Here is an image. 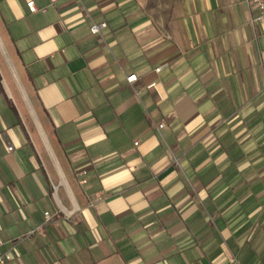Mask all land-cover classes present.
Wrapping results in <instances>:
<instances>
[{"label":"crops","instance_id":"crops-1","mask_svg":"<svg viewBox=\"0 0 264 264\" xmlns=\"http://www.w3.org/2000/svg\"><path fill=\"white\" fill-rule=\"evenodd\" d=\"M255 13L249 0H0L7 264H264Z\"/></svg>","mask_w":264,"mask_h":264},{"label":"built area","instance_id":"built-area-1","mask_svg":"<svg viewBox=\"0 0 264 264\" xmlns=\"http://www.w3.org/2000/svg\"><path fill=\"white\" fill-rule=\"evenodd\" d=\"M249 2L254 6L256 9V13L252 18V22L254 23H261L264 22V0H249ZM27 9L29 12L33 13L36 11V7L33 1H29L26 3ZM105 27V23H94L92 22L89 30L91 34H99L100 30ZM136 75L130 74L126 76V81L131 84L136 81ZM154 84H150L149 87H153ZM161 127V125H159ZM44 215L47 217L48 213L45 212ZM11 260V255L0 249V264H7Z\"/></svg>","mask_w":264,"mask_h":264}]
</instances>
